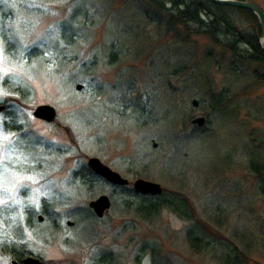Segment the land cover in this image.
I'll list each match as a JSON object with an SVG mask.
<instances>
[{
    "label": "rangeland",
    "instance_id": "obj_1",
    "mask_svg": "<svg viewBox=\"0 0 264 264\" xmlns=\"http://www.w3.org/2000/svg\"><path fill=\"white\" fill-rule=\"evenodd\" d=\"M175 1L0 0V264L14 261L3 244L42 264H228L236 252L264 264L260 19L182 23ZM40 105L55 107L53 122ZM92 157L129 180L130 198L140 178L165 200L184 196L190 218L126 210ZM101 195L112 201L102 218L90 206ZM191 229L208 247H191Z\"/></svg>",
    "mask_w": 264,
    "mask_h": 264
},
{
    "label": "trees",
    "instance_id": "obj_2",
    "mask_svg": "<svg viewBox=\"0 0 264 264\" xmlns=\"http://www.w3.org/2000/svg\"><path fill=\"white\" fill-rule=\"evenodd\" d=\"M175 3L180 6H185V9L182 10L180 15H177L176 17L179 22L185 23L186 21H195L206 24V22H204V20H202L201 18V16L205 14L210 18V23H207L208 26H211L212 24L214 25L215 23H220L225 25L226 29L227 27H229V22L227 20V15H229L228 12L232 11L244 13L248 11L224 4L214 3L210 0H190V2H188L187 0H177L175 1ZM250 13L254 15L253 12ZM172 19L174 20V18ZM220 24L219 27L222 26ZM250 44L253 46L254 51L256 52L255 59L264 62V50L260 43L259 37L257 35H252ZM4 114H6L9 119L15 121V113L12 111L10 112L9 108L5 111ZM20 127L21 126H18V128ZM88 169L89 172L91 171L90 173L94 174L90 168ZM83 178H85V174L82 176V181ZM82 183L86 186L90 185V183L86 181ZM119 188L123 191V193H125L123 194L125 198L123 199V205L125 206V209L131 212H135L141 219H152L159 215L164 209H169L183 218H190V202L180 194H175L173 198H171V200H165L163 199L164 194L160 196L145 195L134 190L133 192L135 193V199H133L129 197L130 193H132V190L127 191L128 188L126 186H121ZM45 208L48 207L46 206ZM46 213L50 214L49 210H46ZM29 220L31 219L29 218ZM188 238L190 240L191 247L195 250L206 248L209 245L208 242L204 241V236L199 234L197 230L191 229L188 233ZM6 246L7 245L5 244L1 246L2 254L16 260L19 264H23V260L29 255V252L20 245L13 244L11 246ZM227 253L229 254L228 251ZM226 258L230 259L228 260V262H230L228 264H244L243 261L240 260V256L237 254V252L233 256L231 254L226 256ZM102 260L104 261L105 259L102 258Z\"/></svg>",
    "mask_w": 264,
    "mask_h": 264
},
{
    "label": "water",
    "instance_id": "obj_3",
    "mask_svg": "<svg viewBox=\"0 0 264 264\" xmlns=\"http://www.w3.org/2000/svg\"><path fill=\"white\" fill-rule=\"evenodd\" d=\"M214 3L224 4L240 9H245L256 14L261 22L262 36L264 37V10L251 0H210ZM264 50V46H263ZM82 85L78 86V89H82ZM194 104L199 105V101L195 100ZM6 109L5 105L0 104V114ZM35 116L39 119L47 122H53L57 116V110L51 105H40L36 111ZM194 123L200 127L206 123L205 117H199L194 120ZM89 167L99 176L103 177L108 182L117 185L124 186L128 185L129 180L124 178L120 173L111 169L108 165L103 163L99 158L92 157L89 160ZM134 189L143 194L149 195H162L164 189L160 183L149 181L143 178L137 179L134 183ZM95 214L102 218L105 213L112 207L111 198L108 195H101L96 200H93L90 204ZM23 264H42L39 258L28 256L23 260Z\"/></svg>",
    "mask_w": 264,
    "mask_h": 264
},
{
    "label": "flooded vegetation",
    "instance_id": "obj_4",
    "mask_svg": "<svg viewBox=\"0 0 264 264\" xmlns=\"http://www.w3.org/2000/svg\"><path fill=\"white\" fill-rule=\"evenodd\" d=\"M13 264H19L16 260L13 261Z\"/></svg>",
    "mask_w": 264,
    "mask_h": 264
},
{
    "label": "snow or ice",
    "instance_id": "obj_5",
    "mask_svg": "<svg viewBox=\"0 0 264 264\" xmlns=\"http://www.w3.org/2000/svg\"><path fill=\"white\" fill-rule=\"evenodd\" d=\"M5 139H7V137H5ZM28 179H32L31 177H29Z\"/></svg>",
    "mask_w": 264,
    "mask_h": 264
}]
</instances>
